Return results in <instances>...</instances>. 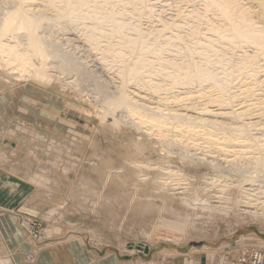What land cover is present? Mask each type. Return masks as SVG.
Segmentation results:
<instances>
[{"label": "rangeland", "instance_id": "374dc122", "mask_svg": "<svg viewBox=\"0 0 264 264\" xmlns=\"http://www.w3.org/2000/svg\"><path fill=\"white\" fill-rule=\"evenodd\" d=\"M94 1L101 2L89 0V4ZM145 1L148 6L138 13L134 12L132 4L118 0L105 4L107 7L104 11L112 9L117 19L140 23L138 26L145 33L148 43L158 49L163 47L161 51H156L158 55L143 53L144 57L156 61L157 56H167L180 62L190 57L188 48H196L193 54L195 60H200V52L205 51L210 55V68L220 70V64L216 63L212 52L197 43H208L202 36L203 33L211 35L206 30L207 26L221 23L213 10H208L205 13L207 18L198 21L188 13L193 10L203 11L200 0ZM37 2L39 4L40 0ZM252 2H255L253 7L256 9V0ZM159 18L165 21L174 19L181 25L178 32L182 37L171 36V40H167L168 36L177 32L175 29L158 33L156 29L161 27ZM252 19L264 27V19L256 16ZM80 22L72 25V22H67L65 31L56 27L49 28L45 34L53 40L62 38V47L88 65L92 75L83 76L80 90L84 86V91L79 93L76 88L60 81L48 84L33 79L19 81L12 78L11 82H5L0 78V186H3L0 187V199L6 195L10 198L9 203L0 201V248L5 247L14 257L4 259L2 263L264 264V214L261 213L264 208L258 209L256 215L238 211L235 201L240 194L234 188L225 191L223 195L225 198L231 195V211L223 212L204 206V201L218 205L215 196L219 192L216 188H210L211 185H206L208 178L216 176L215 171L203 164L181 163L175 155H167L161 151L154 135L146 134L144 127L133 126V117L126 116L121 110L114 113L117 117L124 114V117L121 116L123 124L119 121L111 126V115H106L105 119L101 117L103 95L92 89L96 81L103 82L104 86L109 85L108 89H113L119 82L117 69L121 61L113 60L102 50L108 44L117 47L120 38L105 23L102 25L104 35L99 38L98 46L91 45L84 41L86 28ZM83 22L86 26L91 24L89 19ZM123 33H132V30L126 27ZM212 35L216 40L213 47L220 51L219 55L222 54L220 57L224 61L223 65L228 70L239 69L234 71L230 84L231 91L238 95L232 99L230 108L224 111L249 106L250 111L242 120L253 121L254 125L249 126L248 130L252 135L255 133L254 136L260 138V144L264 145V58L258 56L253 62L238 64L241 61L238 58L241 50L250 54L252 48L246 46L240 49L239 46L243 44L227 43ZM66 37L72 40H64ZM121 50L128 60H133L138 54L127 44H123ZM157 68L159 65L155 62L152 71ZM164 70L171 71L170 68ZM148 74L146 72L145 75ZM0 75L5 74L0 72ZM149 80L158 82L161 76L154 75L153 79L145 76L136 83H129L128 90L134 89L137 94L154 100L169 96L167 103L173 109H187L190 103L189 106L200 108L207 103L205 97H195L181 103L171 101L170 96L186 95L184 92L188 89L194 95L199 93L195 84L177 86L167 95L164 92L155 95L148 90L151 84ZM247 87H251L252 92L244 94L243 90ZM207 106L210 108L212 104ZM197 111L192 109L187 113L195 115ZM242 120L233 122L240 124ZM201 142L196 140V143ZM185 143L192 147L190 152H196L201 157L206 155L208 159L215 157L223 163L224 168L228 166L235 169L241 164L246 166L244 158L237 155L224 156L222 152H217L215 145H211L212 152L208 153L205 152L210 149L208 144H201L202 148L192 146L191 140ZM247 150L251 155L252 149ZM132 160L177 167L182 170V174L187 173L182 177L185 180H180V183L188 184L186 187L180 184L179 187H184L182 190L173 189L175 181L171 177L166 180L169 186L161 192L152 190L151 184L144 183L135 189L134 174L125 177L118 174V170ZM152 173L155 170L151 172V177L154 175ZM156 173L153 177L160 181V175ZM231 174V178L236 180L235 172ZM248 174L258 178L255 182L257 186L254 183L253 187H258L259 181H263L260 186L264 188V166L261 170L249 168ZM258 195V202L263 201L264 207V195Z\"/></svg>", "mask_w": 264, "mask_h": 264}, {"label": "bare ground", "instance_id": "6f19581e", "mask_svg": "<svg viewBox=\"0 0 264 264\" xmlns=\"http://www.w3.org/2000/svg\"><path fill=\"white\" fill-rule=\"evenodd\" d=\"M110 1L111 0H101V2L94 1L92 4H89V0H40V3L37 4V0H0V72L5 74L0 75V78H3L5 82H11L12 78L19 81L33 79L48 84L53 81H60V83L63 82V84L71 88H76L75 90L81 93L84 87L82 85L83 87L80 90L81 80L84 79L83 76L86 74L92 75L90 73L91 70L88 71V65L86 66L85 63L79 61L76 57L77 55L75 56V54L62 47V38L56 40L50 39L45 32L53 27L65 31V29H67V22H72V25L81 21L80 23L83 24V28H86V32L83 33L84 41L89 42L91 45L98 46L99 38L104 35L102 25L105 23L109 24L113 30L118 33L120 41L117 47L111 44L106 45L102 52L104 51L105 55L107 54L112 57L113 60H120L122 64L117 69L119 82L117 85L115 84V87L112 86L113 89H108L107 86L109 85L104 86L103 82L99 83L100 81H96L94 83L93 81L95 86L93 85L94 89L92 90H95L98 94L102 93L101 95H103L102 97L100 96L103 101L101 104V117L104 118L106 115H111V126L113 124H118L119 121L120 124H123L121 123V118L124 117V114L128 117H133L135 120L133 126L138 128L144 127L147 131L146 134L154 135L159 142H157V144L161 146V151H165L167 155H175V158L181 163H192V165L203 164L215 171L216 176L208 178L209 182H207L206 185H211L210 188H216L215 190L219 192V195L217 194L218 196H215L218 199L215 201L218 202V205H211L212 203L209 204L210 202L208 203L203 200L204 204H206L204 206L210 209H217L218 211H229L230 208L232 209L231 202L233 200H230L231 195L230 198H225L223 195L225 191L228 192L229 189L234 188L237 190V193L239 192L240 194L239 198H237L236 201L234 200L236 207H239H237L238 211L256 215L258 209L264 208L262 207L263 201L258 202V194L264 195V188L260 186L263 181H259L260 185H258V187H253L254 183L258 181V178L257 176L248 174V169L253 167L257 170H261V167L264 166V153H262L264 151V145L260 144L261 140L256 137V135L254 136L255 133L252 135L248 130V127H251L253 121L244 122L242 120L247 112L250 111L248 109L249 106L245 109L240 107L238 110L236 107L237 109L231 108L224 111L228 107L230 108L233 101L232 99L236 98L238 95L231 91L230 84L234 71H238L239 69L234 68V70H228L223 65L224 61L222 57H220L222 54L219 55L218 52L220 51L213 47V42L216 40L211 36L214 34L219 40L227 43H241L243 45L239 46L240 49L246 46L252 48V53L250 54L245 50H241V53L238 55L241 61H239L238 64L242 62H253L258 56L264 58V27L257 25V22L252 19L253 16L264 19V0H256V9L254 8L255 6L253 7L255 2L253 3L252 0H200L202 1L203 11L199 12L193 9H191L193 11H189L190 13L188 14H192L198 21H201L202 18H207L205 17V13L208 10H213L215 13L214 15L220 19V24L212 23V25L210 24V26H207L208 29L206 30H209L211 35L202 34L203 39L208 43L197 42L199 45H204L205 50L208 49L212 52L216 57V63L220 64V70L217 68H210V55L205 51L200 52V60H195L193 54L196 48H188L187 52L190 53V57L180 62L167 56H157L155 58L156 61L144 57L142 55L143 53L151 52L158 55L159 53L156 51H161L163 47L161 46L158 49L156 46L154 47L152 43H148L145 39V33L138 26L140 23H127L124 19H117L115 17L116 13L112 9L104 11L107 7L105 4H109ZM118 1H122L125 4H132L133 10L136 13L141 12L147 5L145 0ZM84 19L91 20V24L86 26L83 22ZM159 20L161 19L159 18ZM160 25L161 27L156 29L158 33H163L166 29H175L177 31L168 36L167 40H171V36H174V38L182 37L178 32V28H180L181 25L176 23L174 19H169L168 21L161 20ZM126 27H129L132 33H123V29ZM195 29L199 28L195 27ZM49 34L51 35V33ZM64 40L69 42L72 38L66 37ZM123 44H127L129 47L133 48V51L135 50L138 52L133 60L125 58V54L121 50ZM102 57H104V54ZM155 62L158 63L159 68H157L156 71H152ZM166 68H170L171 71L164 70ZM146 72L149 74L145 75ZM152 72H154V74H152ZM158 74L161 76V81L154 82L149 80L151 83L148 86V90L151 91L150 93L159 95L164 92V94L167 95V92L172 91V89H175L177 86L186 87L195 84L196 87H198L196 90L199 93L194 95L192 94L193 91L188 89L184 92L186 95L180 96L179 94L170 96L171 101L179 103L180 101L182 102L184 100L186 102V100L195 97H205L207 103L200 108H196L192 105L189 106L191 103L188 104V107L198 110L195 112V115H193L187 113L192 109H188V107L186 109V105H184L186 110H182V106L181 109H173L170 107L167 103L170 99L169 96H162L163 98L157 97L158 99L154 100L151 97L146 98L145 96L139 95V92V94H137L134 89L133 91L128 90V86H130L129 83H136L145 76L153 79L154 75L159 76ZM251 75L254 77L256 76L255 74ZM206 87H209L211 90H205ZM243 92L244 94H249L252 92V88L247 87ZM82 96H84L83 93ZM93 99L95 101L94 97ZM97 101L98 99L96 102ZM208 104H212V107L210 106L209 108V106H207ZM252 107L253 106H251V108ZM116 110L124 112L123 116L121 115V117L118 113L119 117H117L114 113ZM101 119L100 121H102ZM229 120H231V122ZM233 120H242V123L238 124V122H233ZM3 128L4 127H1V129ZM183 138L185 139L182 140ZM197 139L202 140V142L200 144L196 143ZM186 140H191V142H193L192 146L195 147L202 146L203 148L201 144H208L210 149L205 151L208 153L212 152L213 148L211 145H215V147H217V152H222L224 156L237 155L244 158L243 160L246 166H241V164L240 166L237 165L235 169L228 166L224 168V166H222L223 163L214 159L215 157H212L213 159H208L206 155H202L201 157L196 155V152H190V148L192 147H189L188 144L185 143ZM247 149H252L251 155ZM247 154L250 156H246ZM228 161L225 162L228 163ZM232 161L234 163V160ZM156 164H158V162ZM153 170H155V173L158 171L157 173L160 175V181H156L157 177H153L155 173H152L154 174L152 177L150 176ZM108 171L110 172L111 170ZM118 171H120L118 174L124 177L126 175L130 176L131 173L135 175V189L140 188V186L142 187V183H144L151 184L152 190L161 192L164 189L166 190V186H169L167 185L169 182L166 180L171 177L174 178L175 181H173L174 183L172 184V187L174 185L173 189L182 190V188L186 187L185 185L188 184L185 182L180 183V180H185L184 178L182 179V177H185L187 173H183V175L181 169L172 167L169 164L155 165L146 161L132 160L127 162V164L122 166ZM232 172H235L234 175H236V180L231 178ZM163 176H166V178H162ZM180 184H183L184 187H179ZM176 185L177 187H175ZM251 196L255 198L251 199ZM252 200H254V202H252ZM261 213L264 214V211H261ZM2 249L0 248V254L4 256V253L1 252ZM1 259L0 256V262L2 263L3 260Z\"/></svg>", "mask_w": 264, "mask_h": 264}, {"label": "crops", "instance_id": "0c3cea01", "mask_svg": "<svg viewBox=\"0 0 264 264\" xmlns=\"http://www.w3.org/2000/svg\"><path fill=\"white\" fill-rule=\"evenodd\" d=\"M4 185V184H3ZM7 185H9V184H6L5 186H7ZM0 187H3V186H0ZM8 196L9 195H6L4 198H1L0 199V201L1 202H3V203H9V200H10V198L8 199ZM3 248V247H2ZM1 248V249H2ZM1 252H4V256L2 255V254H0V256H1V260H4V259H14V257H13V255H11V254H9L8 252H7V250L5 249V247L2 249V251ZM6 254V255H5ZM13 257V258H12ZM3 264V263H2Z\"/></svg>", "mask_w": 264, "mask_h": 264}]
</instances>
